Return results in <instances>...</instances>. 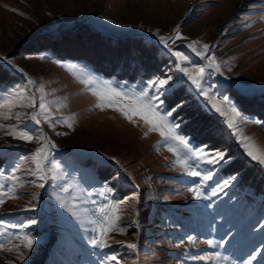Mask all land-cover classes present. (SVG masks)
Listing matches in <instances>:
<instances>
[{
    "label": "rangeland",
    "instance_id": "obj_1",
    "mask_svg": "<svg viewBox=\"0 0 264 264\" xmlns=\"http://www.w3.org/2000/svg\"><path fill=\"white\" fill-rule=\"evenodd\" d=\"M189 7V17L183 20ZM217 16L223 17L220 24ZM179 23L185 39L170 42V47L188 61L182 65L167 49L160 50L159 56L174 59L165 65L164 75L157 77L173 78L165 97L184 88L190 100L203 106V97L194 92L178 68L206 65L207 60L187 45L196 42L200 51L204 44L209 45L212 51L208 55L216 57L223 74L207 69L205 86L212 85L217 95L231 97L242 114L238 118L241 134L264 151V118L260 116L264 111V0H0V69H7L0 74V104L16 90H27L37 103L43 97L54 125L43 123L48 118L44 114H40L42 124L36 125L30 114L39 109L27 107L11 110L21 114V121L0 118L4 125L0 127V184L9 186L8 177L14 172L23 182L17 188L18 198L0 205V244L5 245L0 249V264H114L108 259L113 255L119 264H216L215 253L228 257L227 264H241L226 243L214 248L204 243L220 241L213 228L209 193L222 192L228 184L215 186L212 192L209 184L228 163L214 166V178L206 183L189 176L177 163L185 158L183 146L165 143L158 133L149 132L139 116L129 122L112 108H96V98L66 69L74 66L77 72L91 74L118 90L153 93L149 83L142 87L106 79L85 62L62 59L52 49L28 47L38 33L73 31L84 24L116 40L138 34L136 39L148 43L144 35L169 37ZM29 78L34 84H28ZM240 96L256 100L245 103ZM7 113L8 109L0 108V116ZM71 116H75V121H68L71 128L60 122ZM9 126L27 130L36 138L46 135L62 149L50 152L44 188L38 187L42 181L34 174L32 160L40 144L35 139L32 143L14 139L7 134ZM169 146L175 148V154L168 151ZM238 148L247 157L239 144ZM189 163L202 173L213 169L195 159ZM197 187L204 196L201 200L189 190ZM61 203L75 216L61 208ZM111 204L120 209L118 224L125 231L109 234L110 247L93 248L89 240L95 225L91 221L100 218L97 209L101 205ZM32 220L36 223L23 229L5 226L27 225ZM24 234L35 237L36 243L31 251L20 246L21 260L14 246L20 243L16 236ZM189 236L195 244L188 242ZM130 243L137 248H128Z\"/></svg>",
    "mask_w": 264,
    "mask_h": 264
},
{
    "label": "snow or ice",
    "instance_id": "obj_2",
    "mask_svg": "<svg viewBox=\"0 0 264 264\" xmlns=\"http://www.w3.org/2000/svg\"><path fill=\"white\" fill-rule=\"evenodd\" d=\"M178 39H185L180 34V29L177 27L174 30V34L169 37L160 36V43L170 52L177 60L183 65L188 61V58L179 51L173 50L170 47V42L174 43ZM189 44V47L197 56L201 59L207 60L206 65H193V67L180 66L178 71L187 78L186 82H190L189 86L194 90V92L203 97V107L208 111H213L218 114L220 117L225 118V123L229 129L232 130V134L236 135L237 143L240 147L243 148V153L250 158V161L256 162L260 166H264V151L260 150L254 143L252 138L243 136L242 130L239 127L238 118H241L242 114L236 104L232 101L231 97L227 95H217L212 91V85L205 86V78L207 75V69L214 70L216 73L221 75V65L217 62L214 55H208L212 49L209 45H203V51L198 50L194 44ZM8 64H12L11 59L7 60ZM15 67V65H13ZM67 71L73 75V77L81 84L84 85V91L90 93L93 97L96 98L97 103L95 107L98 109L112 108L115 111L119 112L123 118L129 122H133V116H139L140 119L144 121V124L148 126L149 132H156L160 135L162 140L165 143L175 142L186 150L185 158L178 159L177 163L186 168L187 174L191 177L198 178L201 182H208L214 178V166L221 163H230L231 157L228 155L226 150H209L207 146H199L196 148L191 147L190 141L181 136L178 132L180 127V122L178 120H173L172 116L180 108L183 107V101H181L176 106L172 107L170 110L165 111V101L163 97L168 94L170 81H172L171 76H166V78L160 79L157 78L149 82V86L154 89L153 93L147 91H126L118 90L116 87L112 86L110 83H101L95 76L91 74H85L84 72H77L74 66H68ZM17 71H22L18 69ZM28 84H34V81L29 78ZM14 107H27L32 109H39V112L33 111L30 114V119L36 124L41 125L42 120L40 114L48 116V108L43 102V97L39 103H37L35 97L27 93V90H16L14 94H10L9 98L5 99L3 104H0V108L8 109L7 115H2V119H15L21 121L22 116L20 113H12V108ZM29 114L25 113V118ZM68 121H75V116L65 118L60 121L61 123L66 124L67 127L71 128L72 123ZM43 123L48 124L49 127H54L52 119L50 116L46 118ZM4 127V125H0ZM8 135L12 136L14 139L23 140L27 143H32L34 139L40 144L39 147L35 148L32 153V160L35 164V175L42 181L38 187L44 188V181L47 178L45 172V163L49 159V155L52 149H55L57 146L55 143H52L51 140L46 136L42 138H36L27 130L9 126ZM60 135V133H57ZM147 136V133L145 134ZM162 145H157L159 148ZM168 151L175 154V148L169 146ZM191 159H195L197 162H201L207 165H212L213 169H210L207 172H201L198 168L194 167L189 163ZM52 167L55 169L57 165L53 163ZM55 179V176L52 177ZM11 181V184L5 187L4 184H0V205H3L6 199H16L17 197V188L23 186V182L18 176L15 175V172L8 177ZM232 180H235L236 177H231ZM228 180L223 182V185H227ZM223 185L219 187L223 188ZM193 193V197L196 200H201L204 198L203 194L200 192L199 188L189 189ZM107 191H112V189H107ZM215 194V193H214ZM35 199V197H34ZM61 208H64L65 211L70 212L75 216V212L72 209H69L65 204H60ZM100 218L92 220L91 223L95 225L92 231L95 233L91 236L89 243L93 248L103 249L108 248L110 245L107 243V238L110 233L119 231L121 234L124 233V229L119 227L118 221L121 217L117 215L120 211L116 204L111 205H101L97 209ZM36 221L32 220L27 225H13L7 224L6 227H11L13 229L19 228L23 229L29 227L31 224H35ZM16 240L20 243L16 244L14 247L19 255V258L23 260V252L20 251V246L27 251H31L33 245L36 243L35 237L30 234H24L23 236H16ZM189 243L195 244L196 241L193 237L189 236L187 238ZM209 247H217L227 243V241L221 239L218 243L214 242L211 239L204 241ZM130 249H136L137 245L135 243H130L126 245ZM5 248L4 244H0V249ZM9 251L13 250L12 248L8 249ZM264 255V252L258 250H253L246 258L245 261H242L241 264H253V261H256L258 257ZM216 264H227L228 257H221L220 253H215ZM193 259L209 260L213 257L210 256H194ZM114 264H119L118 258L113 255L108 258ZM106 264V262H103Z\"/></svg>",
    "mask_w": 264,
    "mask_h": 264
},
{
    "label": "trees",
    "instance_id": "obj_3",
    "mask_svg": "<svg viewBox=\"0 0 264 264\" xmlns=\"http://www.w3.org/2000/svg\"><path fill=\"white\" fill-rule=\"evenodd\" d=\"M32 40L29 49L32 46L35 51L52 49L62 59L87 63L95 74L106 79L142 87L152 79L162 77L165 65L174 61L169 56H159L160 49L153 44L136 38L116 40L88 24L73 31L59 30L57 34L38 33ZM6 70L0 69V74ZM239 99L245 103L256 100L242 96ZM164 101L165 111L183 101V107L173 114L172 119L180 122L178 132L190 141L193 148L206 145L209 150H226L232 158L209 184V192H212L215 186L229 181L224 191L209 193L216 238L227 241V250L241 261H245L253 250L261 252L264 249L263 167L248 161L225 120L195 99L190 100L184 88L175 90ZM260 116L264 118V111ZM233 176L235 180L231 179ZM253 264H264V255Z\"/></svg>",
    "mask_w": 264,
    "mask_h": 264
},
{
    "label": "water",
    "instance_id": "obj_4",
    "mask_svg": "<svg viewBox=\"0 0 264 264\" xmlns=\"http://www.w3.org/2000/svg\"><path fill=\"white\" fill-rule=\"evenodd\" d=\"M190 10H191V8L189 7L187 13L183 17V20H186L189 17ZM180 25H181V23H179L178 25H176L175 28H174V30L177 27H180ZM174 30H173V33L171 34V36L174 34ZM218 33H219V29L217 30V36L215 38V42L219 39V34ZM103 34L109 36L107 33H103ZM139 36L140 35H138V34L133 35L134 38L139 37ZM144 36H145L146 39H148V41H147L148 43L155 45L161 51H166V48L164 46L161 47V46L158 45V43H160L159 38H157L155 36H151V35H144ZM56 149H57V151H59V152L61 151L62 152V149H59L57 147H56Z\"/></svg>",
    "mask_w": 264,
    "mask_h": 264
},
{
    "label": "bare ground",
    "instance_id": "obj_5",
    "mask_svg": "<svg viewBox=\"0 0 264 264\" xmlns=\"http://www.w3.org/2000/svg\"><path fill=\"white\" fill-rule=\"evenodd\" d=\"M222 21H223V17L217 16V22H218V24H220V22H222Z\"/></svg>",
    "mask_w": 264,
    "mask_h": 264
}]
</instances>
